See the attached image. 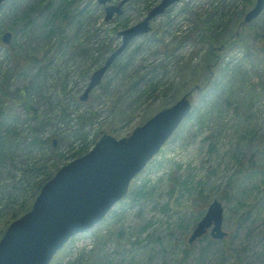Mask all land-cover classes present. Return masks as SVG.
<instances>
[{
	"label": "rangeland",
	"instance_id": "374dc122",
	"mask_svg": "<svg viewBox=\"0 0 264 264\" xmlns=\"http://www.w3.org/2000/svg\"><path fill=\"white\" fill-rule=\"evenodd\" d=\"M159 1L129 0L109 21L97 0L2 2L1 29L12 32L9 45L21 65L10 88L24 89L34 112L14 106L7 113L0 238L30 209L41 182L86 153L103 132L127 136L199 83L189 115L128 193L49 264H264V9L239 27L237 42L228 40V27L255 0L173 3L153 18L150 32L128 44L87 99L79 98L90 74L120 45L116 31L139 22ZM214 35L226 48L204 70ZM12 69L2 44L0 79ZM214 199L224 209L229 255L219 260V245L194 258L203 245L197 241L184 257L187 237Z\"/></svg>",
	"mask_w": 264,
	"mask_h": 264
},
{
	"label": "water",
	"instance_id": "95a60500",
	"mask_svg": "<svg viewBox=\"0 0 264 264\" xmlns=\"http://www.w3.org/2000/svg\"><path fill=\"white\" fill-rule=\"evenodd\" d=\"M111 1L97 0L98 4L105 5L106 21L114 14H121V5L128 0H121L117 5ZM177 1L161 0L141 21L118 32L122 36L121 44L91 74L80 100L87 99L127 44L150 30L149 21ZM263 9L264 0H255L242 23L252 21ZM11 38L12 32L5 31L1 42L9 44ZM192 91L156 111L127 136L116 138L103 132L89 151L62 165L42 184L30 209L5 229L0 238V264H49L71 237L100 222L127 194L132 179L188 116ZM223 210L220 201L212 200L190 232L187 243L193 244L207 233L212 239H224L228 232L222 226Z\"/></svg>",
	"mask_w": 264,
	"mask_h": 264
},
{
	"label": "trees",
	"instance_id": "16d2710c",
	"mask_svg": "<svg viewBox=\"0 0 264 264\" xmlns=\"http://www.w3.org/2000/svg\"><path fill=\"white\" fill-rule=\"evenodd\" d=\"M67 2L69 3L70 0H67ZM14 4H19L20 3H14ZM1 19V18H0ZM242 21V20H241ZM241 21L239 22L237 19L234 20L231 25L228 27L229 30L231 31L232 35L228 40L231 42H237L238 38L240 37V33H239V26H246L247 24H239L241 23ZM238 23V24H237ZM236 24L238 25L236 30H232L233 26H236ZM3 31V29H1V23H0V34ZM214 40V45L211 46V48L208 50L207 54L204 56L203 58V63H204V70H206L211 63H215L217 56L215 55V51L216 50H220L222 47L226 48V44L222 45L221 42H223V39H221L220 37L214 35L213 37ZM1 42H0V46H1ZM6 50L9 52V54L12 57V61H13V69L12 71H10L9 73H7L5 76L3 75L1 77V83H0V139H2V132L4 129H6V131H8L11 127L9 126L8 122V118H7V113L9 112V109L11 107L14 106H22L24 108V110L27 113H30L33 115V110L32 107L29 106L28 104V98L26 96V93L24 91V89L21 88H15V89H11L10 88V79L11 77L17 73V71L20 70L21 65H20V58L17 55V53L15 52L13 46L8 45L5 46ZM207 82V81H206ZM201 87H203L204 85H200ZM86 121V119L84 117H79L78 121ZM90 120V119H88ZM44 120L41 119L40 123H42ZM13 131V130H12ZM0 145H2V141L0 140ZM0 155H3L2 151H0ZM50 177H47L44 179V181H42L41 183L45 182L46 179L48 180ZM40 186H38V188L40 189ZM142 189V188H141ZM142 191H138V194H141ZM227 239V238H226ZM226 239L221 240V241H217V240H213L210 236H206L204 235L203 237L198 239V242H200L201 244L203 243V245H200V252L199 254H197V256L195 255L194 258L201 256L202 254L208 252L209 250L211 251V247H215V246H219L220 245V253L217 254L218 259L222 260L226 257V255H229L228 252V247H227V242ZM195 243L192 246H187L185 248V250L183 251V256L185 257L186 255H188L189 250H192L194 248Z\"/></svg>",
	"mask_w": 264,
	"mask_h": 264
},
{
	"label": "flooded vegetation",
	"instance_id": "af4514ba",
	"mask_svg": "<svg viewBox=\"0 0 264 264\" xmlns=\"http://www.w3.org/2000/svg\"><path fill=\"white\" fill-rule=\"evenodd\" d=\"M4 1H5V0H4ZM4 1H3V2H4ZM128 1H129V0H128ZM160 1H161V0H160ZM160 1H159V2H160ZM120 3H121V0H120V2L117 3V4H120ZM125 3H126V2H125ZM125 3H123V4L121 5V9H122V7H123V5H124ZM117 4H115V5H117ZM156 5H157V4H156ZM156 5H155V6H156ZM155 6H153V7H155ZM153 7H151L150 10H151ZM104 8H105V6H104ZM167 8H168V7H167ZM167 8H166V9H167ZM166 9H165V10H166ZM150 10H149V11H150ZM165 10H164V11H165ZM149 11H148V12H149ZM122 12H123V9H122ZM148 12H147V13H148ZM162 13H163V12H162ZM121 14H122V13H121ZM114 15H115V14H114ZM114 15H113V17H114ZM116 15H120V14H116ZM146 15H147V14H146ZM146 15H145V16H146ZM113 17H112V18H113ZM155 17H156V16H155ZM155 17H153V18H155ZM112 18H111V19H112ZM153 18H152V19L149 21V23H148L149 26H150V30H151V21L153 20ZM111 19H110V20H111ZM142 19H143V18H142ZM142 19H141V20H142ZM104 20H105V16H104ZM141 20H140V21H141ZM105 21H106V20H105ZM108 21H109V20H108ZM135 24H136V23H135ZM239 24H241V23H239ZM239 27H240V26H239ZM127 28H128V27H127ZM124 29H125V28H124ZM112 30H115V31H116V29H112ZM122 30H123V29H122ZM150 30H149L148 32H150ZM120 31H121V30H120ZM118 32H119V31H118ZM118 32L116 31L117 34H118ZM146 33H147V32H146ZM143 34H144V33H143ZM118 35H119V34H118ZM119 36H121V35H119ZM132 40H133V39H132ZM132 40H131V41H132ZM121 41H122V36H121ZM131 41H130V42H131ZM130 42H129V43H130ZM129 43H128V44H129ZM120 44H121V43H120ZM128 44H127V46H128ZM223 45H224V44H223ZM127 46H126V47H127ZM126 47H125V48H126ZM125 48L123 49V51L125 50ZM222 48H223V47H222ZM113 51H114V50H113ZM123 51H122V52H123ZM122 52H121V53H122ZM121 53H120V54H121ZM110 54H111V53H110ZM110 54H109V55H110ZM120 54H119V55H120ZM109 55H108V56H109ZM119 55H118V56H119ZM108 56H107V57H108ZM118 56H117V57H118ZM106 59H107V58H106ZM106 59H105V61H106ZM115 59H116V58H115ZM115 59L113 60V62L115 61ZM105 61H104V63H105ZM113 62H112V63H113ZM104 63H103V64H104ZM112 63H111V65H112ZM103 64H102V65H103ZM102 65H100V66H102ZM111 65H110V66H111ZM100 66H99V67H100ZM110 66H109V67H110ZM99 67H98V68H99ZM109 67H108V69H109ZM96 69H97V68H96ZM108 69H107V70H108ZM107 70H106V71H107ZM106 71H105V73H106ZM93 72H94V71H93ZM93 72H92V73H93ZM92 73H91V74H92ZM105 73H104V74H105ZM91 74H90V76H91ZM90 76H89V80H90ZM103 76H104V75H103ZM102 78H103V77H102ZM101 81H102V79H101ZM101 81H100V82H101ZM88 82H89V81H88ZM99 84H100V83H99ZM99 84H98V85H99ZM197 84H199V83H197ZM96 86H97V85H96ZM185 93H186V92H185ZM185 93H184V94H185ZM182 95H183V94H182ZM182 95H181V96H182ZM181 96H180V97H181ZM180 97H179V98H180ZM148 118H149V117H148ZM205 235H209V233H208V234H205ZM228 235H229V233H228ZM228 235H227L224 239H226V238L228 237ZM198 239H199V238H198ZM198 239H197L194 243H196V242L198 241ZM224 239H222V240H224ZM214 240H215V239H214ZM194 243H193V244H194ZM193 244H187V245H188V246H192Z\"/></svg>",
	"mask_w": 264,
	"mask_h": 264
}]
</instances>
